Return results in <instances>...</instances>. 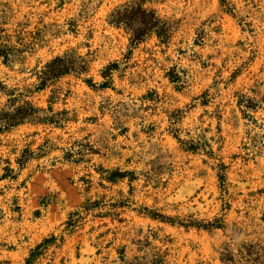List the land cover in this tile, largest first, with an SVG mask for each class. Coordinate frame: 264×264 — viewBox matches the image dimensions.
Wrapping results in <instances>:
<instances>
[{
	"label": "rangeland",
	"instance_id": "374dc122",
	"mask_svg": "<svg viewBox=\"0 0 264 264\" xmlns=\"http://www.w3.org/2000/svg\"><path fill=\"white\" fill-rule=\"evenodd\" d=\"M137 2L0 0V112L55 121L0 132V264H264V0H145L169 29L132 45Z\"/></svg>",
	"mask_w": 264,
	"mask_h": 264
},
{
	"label": "trees",
	"instance_id": "16d2710c",
	"mask_svg": "<svg viewBox=\"0 0 264 264\" xmlns=\"http://www.w3.org/2000/svg\"><path fill=\"white\" fill-rule=\"evenodd\" d=\"M145 0H139V2L134 4L126 5L123 9L118 8L114 10L109 15V23L115 26H125L130 29V43L132 45L137 44L142 41L145 37L149 35H156L159 38H165L168 32V25L166 22L162 21L153 11H149L142 7ZM10 48L6 45L0 47V57L4 58L9 55ZM70 54L65 53L62 56L55 57L49 61L42 70L37 73L38 85L36 88H43L45 83L52 78L59 77L60 75L66 74L68 72L74 71L76 73H81L87 66L86 63L80 55H74L72 58H68ZM117 62H111L103 69L100 70V75L103 81L99 84L100 87H108L112 81V71L117 68ZM88 84L95 86L92 79H88ZM28 122H55L51 115L45 113L41 108L34 107L28 102L24 104L13 105L7 111L0 112V132L7 131L16 127L20 124ZM176 131V129H172ZM175 138L182 144H185V148L194 149V143L192 140H181L178 135H174ZM187 146V147H186ZM222 168V167H220ZM224 168V167H223ZM7 170L8 168H3ZM222 173L219 175V180L221 185H225V173L221 169ZM112 177H123L124 173L119 171H114L111 173ZM170 221H175L170 219ZM179 224L185 226H195L205 229L218 228L221 225V220H214L212 222H200L195 220L189 221H178ZM46 241V240H45ZM34 253V252H33ZM33 259V254L27 260L29 264Z\"/></svg>",
	"mask_w": 264,
	"mask_h": 264
}]
</instances>
